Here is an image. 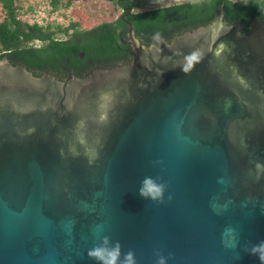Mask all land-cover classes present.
<instances>
[{
  "label": "water",
  "instance_id": "water-1",
  "mask_svg": "<svg viewBox=\"0 0 264 264\" xmlns=\"http://www.w3.org/2000/svg\"><path fill=\"white\" fill-rule=\"evenodd\" d=\"M130 38L84 78L0 60V264H261L264 23Z\"/></svg>",
  "mask_w": 264,
  "mask_h": 264
},
{
  "label": "trees",
  "instance_id": "trees-1",
  "mask_svg": "<svg viewBox=\"0 0 264 264\" xmlns=\"http://www.w3.org/2000/svg\"><path fill=\"white\" fill-rule=\"evenodd\" d=\"M17 0H0V10L6 16L0 23V60L7 58L14 66L25 67L40 77L43 70H55L70 60V67L76 68L79 57L86 59L118 61L126 57V49L119 50L120 32L117 22L102 23L95 28L85 29L91 21L71 22L69 26H42L38 23H25L18 19ZM116 7L124 6L128 11L144 8V0H107ZM52 12L62 8V0H50ZM224 9V20L232 24L248 27L254 17L264 23V0H196L185 5L162 7L159 10L142 12L134 17V25L138 30H146L153 23L171 18H187L196 24V29L214 23L221 9ZM249 31V28H247ZM72 32V33H71ZM60 34L68 38L59 39ZM185 35V34H184ZM183 36V35H182ZM181 37V35H180ZM179 38V37H178ZM177 39V38H176Z\"/></svg>",
  "mask_w": 264,
  "mask_h": 264
},
{
  "label": "flooded vegetation",
  "instance_id": "flooded-vegetation-1",
  "mask_svg": "<svg viewBox=\"0 0 264 264\" xmlns=\"http://www.w3.org/2000/svg\"><path fill=\"white\" fill-rule=\"evenodd\" d=\"M191 1L196 0H189L186 3L174 4L169 7L185 5L190 3ZM117 8L121 10L120 16L115 21L118 23L116 28H119L120 32V42L118 44V49H126V51L124 52L126 53V57L118 59V61H101L93 57H89L88 59H86L85 55L81 54L79 57V62H76L79 63L76 68L71 69L69 65L71 64V61L68 60V62L66 61L65 64H61L55 70H43L41 76L50 75L58 81H65L70 76H74L76 78H84L94 70L99 68H110L116 65H127L131 63L133 60V48L130 44L131 25L133 29V37L136 40L140 41L142 45L148 47L159 45L161 42L172 43L176 38L180 37V35L182 36L196 29V24L190 22L189 19L187 21V18H177L175 20V23L171 18H168L167 20L163 19L162 21L151 24L146 30H138L133 22L135 16L140 15L142 12L159 10L162 7L143 11H138L135 8H131L128 11L124 6H122V8L117 6Z\"/></svg>",
  "mask_w": 264,
  "mask_h": 264
},
{
  "label": "rangeland",
  "instance_id": "rangeland-1",
  "mask_svg": "<svg viewBox=\"0 0 264 264\" xmlns=\"http://www.w3.org/2000/svg\"><path fill=\"white\" fill-rule=\"evenodd\" d=\"M146 4L143 10L166 7L179 3H186L189 0H144ZM16 6L19 7L18 19L25 23H38L42 26H52L55 30L58 26L67 27L71 22L82 21L86 18L91 21L87 30L102 23L115 22L120 16L121 10L112 2L107 0H62V8L57 12H52L50 0H17ZM6 16L0 10V23ZM72 33V32H71ZM59 39H67L68 35L60 34Z\"/></svg>",
  "mask_w": 264,
  "mask_h": 264
},
{
  "label": "clouds",
  "instance_id": "clouds-1",
  "mask_svg": "<svg viewBox=\"0 0 264 264\" xmlns=\"http://www.w3.org/2000/svg\"><path fill=\"white\" fill-rule=\"evenodd\" d=\"M258 167H260L258 165ZM164 188L162 185H157L151 183V186L146 188L144 192L141 193L145 198H150L152 200H158L162 197ZM107 238L105 239V244H107ZM252 254L256 255L261 264H264V244L257 245L252 248ZM93 258H96L102 262V264H117V260L120 256V245L117 243L113 248H97L89 253ZM127 264H135L134 253L129 252L126 257ZM158 264H166V258L160 257Z\"/></svg>",
  "mask_w": 264,
  "mask_h": 264
}]
</instances>
